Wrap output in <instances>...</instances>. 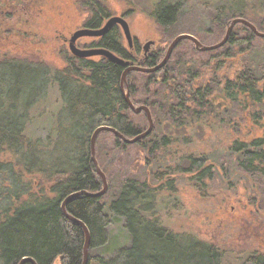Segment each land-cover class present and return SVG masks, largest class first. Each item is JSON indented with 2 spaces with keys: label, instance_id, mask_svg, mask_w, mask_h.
<instances>
[{
  "label": "trees",
  "instance_id": "16d2710c",
  "mask_svg": "<svg viewBox=\"0 0 264 264\" xmlns=\"http://www.w3.org/2000/svg\"><path fill=\"white\" fill-rule=\"evenodd\" d=\"M83 4L90 12L84 26L97 28L112 15L107 0H83ZM155 6L152 15L161 37L143 59V46L138 40L131 48L125 46L117 26L97 44L131 64L154 67L180 34L191 33L203 43L213 36L211 44H216L237 17L264 31V10L248 0H233L229 7L234 12L221 5L179 7L170 0H159ZM232 31L228 43L218 49L200 51L190 39L182 40L164 68L127 75L125 87L131 101L149 107L155 126L133 144L110 131L98 135L96 158L107 176L108 190L101 197L82 194L67 203L68 213L89 228L88 264H224L225 252L219 244L166 226L164 208L176 204L173 196L179 181L200 193L218 179L231 189L244 183L254 205L264 208V52L260 44L264 37L241 22ZM61 54L67 63L62 69L28 64L34 71L39 69L49 86L58 84L63 104L76 123L72 129L84 131L72 135L78 164H73L69 154L68 168L58 169L62 163L37 165L29 158L35 157L41 142L29 136L27 123H0V264H19L30 257L38 264H54L58 258L61 264H83L85 230L63 214L61 203L73 192L103 189L92 158L91 135L108 125L134 138L150 125L146 112H132L125 101L121 91L124 66L103 56L75 57L68 50ZM202 128L208 136L203 132L207 139L200 151L193 147V132ZM223 130L227 133L223 142L212 141L210 136ZM50 133L48 138L54 140L52 128ZM49 139L46 145H54L56 140ZM119 216H123L128 243L109 259L104 256L109 247L102 249ZM157 243L173 246L171 259L154 261L151 253ZM244 264H264V254L250 252Z\"/></svg>",
  "mask_w": 264,
  "mask_h": 264
},
{
  "label": "rangeland",
  "instance_id": "374dc122",
  "mask_svg": "<svg viewBox=\"0 0 264 264\" xmlns=\"http://www.w3.org/2000/svg\"><path fill=\"white\" fill-rule=\"evenodd\" d=\"M170 1L178 2L179 7L199 4L200 9H207L221 5L226 6L227 11L236 10L229 7L233 0ZM248 1L264 10V0ZM158 2L159 0H107L113 15H123L126 18L135 40L141 46L154 41L151 49L158 46L161 37L158 23L152 15ZM89 16L90 12L83 0H0V63L8 62L0 64V123H27L26 131L29 136L41 142L35 157L29 158L31 161L34 159L37 165L43 162L48 165L50 162L57 166L62 163L58 169L68 168L70 159L73 164H78L79 153L74 148L72 135L80 136L84 131L80 128L72 129L76 127V123H72L70 119V108H65L63 104L58 84L51 83L49 86L46 77L39 74V69L35 68L34 71V67L30 68L28 63H45L52 70L64 68L67 63L61 53L65 50L71 53L67 39L75 30L84 27ZM121 34L124 45L130 48L122 28ZM94 40V37L86 36L78 41V46L86 48L85 45ZM213 42V36H208L205 40L207 44ZM260 44L261 51L264 52V42ZM143 55L144 52L141 59ZM51 128L56 141L54 145H46L45 141L51 137ZM242 130L245 131L246 128ZM203 132L205 133L203 128L193 132L195 150L205 148L207 138L203 139ZM205 134L208 136V133ZM215 134L210 137L218 143H222L227 136L226 131ZM49 140L54 141L53 138ZM44 145V149L41 148ZM4 156L10 159L9 155L2 157ZM237 185L236 189H231L226 181L218 179L208 191L200 193L190 184L179 181L173 196L176 204L171 202L164 208L163 220L166 226L171 231L190 232L202 241L219 244L225 252L224 264H244L250 252L264 254V208L257 207L258 203L254 205L253 195H249L246 184ZM123 222V216H119L107 232L109 241L102 249L109 247L104 255L106 258H114L118 248L128 243ZM185 241L188 242V239ZM153 246H157V250L151 253L157 263L172 258L173 246L166 243ZM54 264H61V260L58 258Z\"/></svg>",
  "mask_w": 264,
  "mask_h": 264
},
{
  "label": "water",
  "instance_id": "95a60500",
  "mask_svg": "<svg viewBox=\"0 0 264 264\" xmlns=\"http://www.w3.org/2000/svg\"><path fill=\"white\" fill-rule=\"evenodd\" d=\"M244 23L245 25H247L251 30H253L255 32V34L261 38L264 37V31L261 32L260 30H258V28L256 27V25L253 22H250L248 19H245L243 17H237V18H232L229 26L227 28V32L225 34V36L219 41V43L216 44H205L203 43L198 37H196L195 35L191 34V33H186V34H180L178 36L175 37V39L169 44L170 46L168 47V49L166 50V53L164 54V58L157 63L156 65H154V67H146V66H142L141 64H134L122 57H118L114 51H112L110 48H104V47H98V48H79L77 46V41L80 38L86 37V36H90V37H97V36H102L105 35L106 33H108V31L115 25H120L122 27L123 30V34L126 36V39L128 41V45L131 47H133V43H134V35L132 34L131 31V26L128 23V21L126 20V18L123 15H114L111 16L108 21L104 24L103 27L94 29V28H90V27H86V28H80L75 30V32L70 36L69 39V49H71V52L74 56H78V57H83V58H87V57H93V56H103L106 58H110L113 62L118 63L119 65L124 66V71L123 74L121 76V91H123L124 94V98L125 101L128 103L130 109L132 110V112H136V113H142V112H146L147 113V117H148V121L150 123L149 127L146 129V131L140 133L139 135L135 136L134 138H129L126 135L121 134L115 127H111L108 125H101L100 127L96 128L93 133H92V138H91V147H92V158L94 160L96 169L99 173V175L101 176L104 186L103 189L100 190L99 192H89L87 190H82V191H77V192H73L71 193V195L67 196L63 201H62V205H61V209L64 215H66L71 221L73 220L74 222L78 223L79 225H81L83 227V229L85 230V235H86V242H85V254H84V262L83 264H88L89 262V251H90V242H91V236H90V231L88 226L84 223V221H81L79 218L75 217L73 214L70 215L67 211V203L71 201V199L75 198V197H79L82 196V194L88 195L90 197H101L104 196V194L107 192L108 187H109V182L107 180V176L104 172V170H102L100 168V165L98 163V160L96 158V141L98 138V135L102 132V131H110L112 133H114L115 135L119 136L123 141L127 142V143H135L136 141L145 138L146 136H148L154 126V120H153V116H152V112H150V109L147 105H135V103L133 101H131L130 99V91H128V89L125 87L126 84V78L127 75L132 72V71H139V72H147V73H154L155 71H159L160 69L164 68L165 64L168 63V61L171 59V55L173 54L175 48L179 45V43L182 40H186V39H190L193 43H195L196 48H198L200 51H208V50H215L218 49L219 47L224 46L225 44L228 43V40L230 38L231 33L233 32V28L239 24V23ZM154 44V41H148L147 43H145L144 46V51H145V55L150 51V49L152 48ZM32 262L33 264H38V262L36 260H34L32 257L30 258H24L21 260V262L19 264H25L26 262Z\"/></svg>",
  "mask_w": 264,
  "mask_h": 264
},
{
  "label": "flooded vegetation",
  "instance_id": "af4514ba",
  "mask_svg": "<svg viewBox=\"0 0 264 264\" xmlns=\"http://www.w3.org/2000/svg\"><path fill=\"white\" fill-rule=\"evenodd\" d=\"M111 16H114V15L112 14ZM111 16H109L108 19H109ZM108 19L104 20V22L102 23V26H99V27H97V28L103 27L104 24L108 21ZM115 26H117V27H118V30L121 32V28H122V27H120V25H115ZM115 26H113V27H115ZM86 27H90V26H84L83 28H86ZM113 27H112V28H113ZM90 28H93V27H90ZM97 28H94V29H97ZM83 38H84V37H83ZM102 38H104V35L94 37L95 40H94L93 42H91V43L85 45L86 48H84V49H87V48H98V47H103V46L97 44ZM69 39H70V38L67 39V42H68V43H69ZM80 39H81V38H80ZM80 39H79V40H80ZM79 40H78V41H79ZM78 41H77V46H78ZM134 42H135V36H134ZM92 43H93V45L91 46ZM78 47H79V46H78ZM79 48H82V47H79ZM104 48H107V47H104ZM112 51H113V50H112ZM71 53H72V52H71ZM114 53H115L118 57H122V58H124L121 54H118V53H116L115 51H114ZM75 57H76V56H75ZM77 57H78V56H77ZM98 57H101V56L98 55V56H93V57H88V58H94V59H95V58H98Z\"/></svg>",
  "mask_w": 264,
  "mask_h": 264
}]
</instances>
